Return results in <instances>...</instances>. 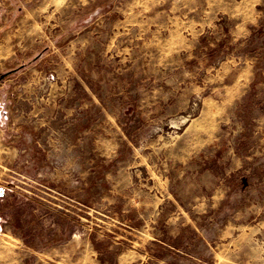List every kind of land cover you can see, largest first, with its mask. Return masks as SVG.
Wrapping results in <instances>:
<instances>
[{
  "label": "rangeland",
  "instance_id": "rangeland-1",
  "mask_svg": "<svg viewBox=\"0 0 264 264\" xmlns=\"http://www.w3.org/2000/svg\"><path fill=\"white\" fill-rule=\"evenodd\" d=\"M0 264H264V0H0Z\"/></svg>",
  "mask_w": 264,
  "mask_h": 264
}]
</instances>
